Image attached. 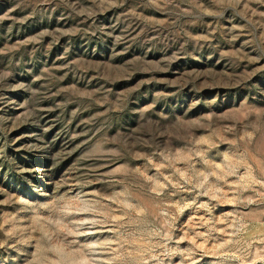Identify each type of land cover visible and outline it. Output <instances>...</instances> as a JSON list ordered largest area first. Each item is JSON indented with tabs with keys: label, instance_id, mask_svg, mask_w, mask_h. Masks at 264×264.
Listing matches in <instances>:
<instances>
[{
	"label": "rangeland",
	"instance_id": "1",
	"mask_svg": "<svg viewBox=\"0 0 264 264\" xmlns=\"http://www.w3.org/2000/svg\"><path fill=\"white\" fill-rule=\"evenodd\" d=\"M0 264H264V0H0Z\"/></svg>",
	"mask_w": 264,
	"mask_h": 264
}]
</instances>
